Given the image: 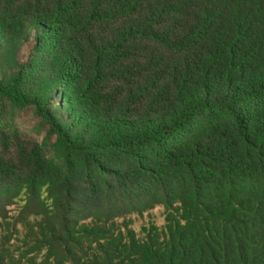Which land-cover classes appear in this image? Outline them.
<instances>
[{"label":"trees","instance_id":"1","mask_svg":"<svg viewBox=\"0 0 264 264\" xmlns=\"http://www.w3.org/2000/svg\"><path fill=\"white\" fill-rule=\"evenodd\" d=\"M0 264H264V0H0Z\"/></svg>","mask_w":264,"mask_h":264},{"label":"rangeland","instance_id":"2","mask_svg":"<svg viewBox=\"0 0 264 264\" xmlns=\"http://www.w3.org/2000/svg\"><path fill=\"white\" fill-rule=\"evenodd\" d=\"M34 121V115L30 111H25L22 113V116L20 118V122L24 126H28ZM164 208L163 207H157L150 211L148 214H146L144 217H135V223L133 225L134 229L137 232H140L143 225L148 224L149 222H155L157 225H163L164 224Z\"/></svg>","mask_w":264,"mask_h":264}]
</instances>
